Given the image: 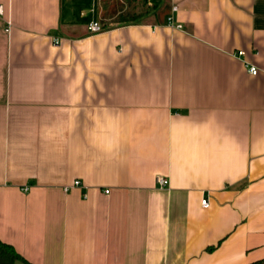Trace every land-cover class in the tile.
<instances>
[{
	"label": "crops",
	"instance_id": "obj_1",
	"mask_svg": "<svg viewBox=\"0 0 264 264\" xmlns=\"http://www.w3.org/2000/svg\"><path fill=\"white\" fill-rule=\"evenodd\" d=\"M0 5L1 241L30 264L264 259V0L98 34L88 0Z\"/></svg>",
	"mask_w": 264,
	"mask_h": 264
},
{
	"label": "rangeland",
	"instance_id": "obj_2",
	"mask_svg": "<svg viewBox=\"0 0 264 264\" xmlns=\"http://www.w3.org/2000/svg\"><path fill=\"white\" fill-rule=\"evenodd\" d=\"M88 5L89 7L94 5L97 9L100 5V23L103 29L105 26H115L121 23V21L128 20L140 14L142 16L149 13L152 14L155 10L151 5L144 6L141 0H88Z\"/></svg>",
	"mask_w": 264,
	"mask_h": 264
},
{
	"label": "built area",
	"instance_id": "obj_3",
	"mask_svg": "<svg viewBox=\"0 0 264 264\" xmlns=\"http://www.w3.org/2000/svg\"><path fill=\"white\" fill-rule=\"evenodd\" d=\"M3 11H4V7L2 5H0V15H3ZM178 11V7L177 6H173L172 7V13H176ZM167 25L171 28H174V29H177V30H182L183 29V26L181 24H178L176 23L175 21V17L173 15H170L168 18H167ZM88 31L91 33V34H98V33H101L104 29H103V26L101 25V23L99 21H91L89 24H88V27H87ZM54 44L55 45H59L60 44V39H55L54 40ZM246 53L244 51H239L238 53L235 54L236 57L238 58H243L245 57ZM244 63L246 64L247 68H248V71L251 75L253 76H256L259 74V69L244 61ZM157 183L159 184L160 187H168L169 186V181L163 177H158L157 178ZM82 186V183L81 181H75L72 185H68V186H65L64 187V191L65 192H69L71 191L72 189L74 188H78V187H81ZM23 191L25 193H27L29 191V188L28 187H24L23 188ZM106 193H109V191H106ZM202 206L204 208H208L209 207V200L208 199H203L202 201Z\"/></svg>",
	"mask_w": 264,
	"mask_h": 264
},
{
	"label": "trees",
	"instance_id": "obj_4",
	"mask_svg": "<svg viewBox=\"0 0 264 264\" xmlns=\"http://www.w3.org/2000/svg\"><path fill=\"white\" fill-rule=\"evenodd\" d=\"M141 3L144 6H153L156 10L161 5V0H141ZM142 15H138L135 17H131L128 20H124L121 22H135ZM0 264H30L27 262L17 251L13 248V246L4 243L0 240ZM250 264H264V259L252 262Z\"/></svg>",
	"mask_w": 264,
	"mask_h": 264
}]
</instances>
